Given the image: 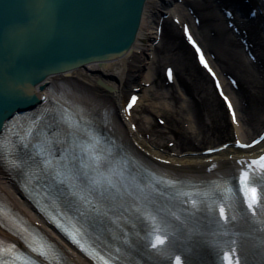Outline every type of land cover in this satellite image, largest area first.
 <instances>
[{
	"label": "bare ground",
	"instance_id": "obj_1",
	"mask_svg": "<svg viewBox=\"0 0 264 264\" xmlns=\"http://www.w3.org/2000/svg\"><path fill=\"white\" fill-rule=\"evenodd\" d=\"M248 1L251 3L252 11H248V6L244 7L240 0H144L138 33L129 51L109 61L84 63L52 73L51 80L43 84V95L44 89L56 86L55 79H62L65 83L74 82L76 101L82 107L93 109L91 110L93 113L96 111L95 106L99 103H102V106L106 105L95 115L96 121L109 122L108 128L111 131L112 128L117 129L126 121L130 130L137 138L139 137L138 139L143 145L149 143L154 146L157 137L154 139L156 133L150 128V120L155 121L156 116L164 120L163 106V109L171 110L172 105L176 104L174 101L176 94L180 93L181 102L184 104L183 110L180 109V112H184L186 117L194 123L195 129L192 132L197 133L199 130L204 133L202 129L204 128L209 139L216 142L227 137L228 132L223 113L215 110L213 99H211V95H216L213 86L206 85V79L210 80V76L213 74L223 78L231 74V76H236L235 79L242 81V88L248 94L251 106L255 107L250 113L245 107H239L243 125L237 130L247 137L248 128L254 130L264 124V82H262V79L264 80V43L259 41V47H256V45L254 46L255 39L248 38L249 43L247 42V44L246 38H244L243 44L239 40L238 33L229 30L225 24L229 23L230 16L235 13L234 10L242 11L247 31L242 32L241 36L246 37V33L248 34L255 28L264 33V16L259 18L258 15L255 17L250 15V12L256 15L258 10L263 12L264 0ZM218 2L221 4L220 7L226 6L223 11L227 12V17L222 11L213 8L215 4L219 6ZM192 38L196 45L200 43L205 46L210 57L214 56V58L211 60L209 58L206 61L207 56H203L206 58L202 57L196 63V57L189 49L191 47L189 41ZM195 49L199 50L200 48ZM249 52L257 53L258 57L262 59L261 65H256L253 61L248 60ZM162 60L165 64L163 73L167 69L166 66L171 69L166 79L169 84L166 83L165 77L162 82L160 80L161 63L159 62ZM173 64L176 66L175 68L171 66ZM229 89L236 102L239 93L232 89V86H229ZM256 90L261 93L256 94ZM132 95L134 105L127 111L125 102L131 100ZM261 96L262 99H260ZM200 98L205 101L207 99L206 102L210 104L206 108V113L202 112L201 115L195 102V99L200 101ZM108 102L115 103L117 107L114 105L107 110ZM121 109H125V115L124 113L122 116L119 115L118 110L120 112ZM4 121L5 119L3 123ZM163 122L166 123L163 125L166 128L165 132H170L168 125L172 121ZM157 127L159 128V126ZM2 130H4V125L0 131ZM147 132L151 136L154 135V138H143L142 135ZM194 139L192 135V140ZM183 140L186 141L185 137ZM175 160L182 161L179 158ZM188 160L185 168L193 167L195 156H190ZM0 195L12 205L14 203L17 206L25 204L21 193L1 164Z\"/></svg>",
	"mask_w": 264,
	"mask_h": 264
},
{
	"label": "water",
	"instance_id": "obj_2",
	"mask_svg": "<svg viewBox=\"0 0 264 264\" xmlns=\"http://www.w3.org/2000/svg\"><path fill=\"white\" fill-rule=\"evenodd\" d=\"M143 3L0 0V130L29 98L42 100L52 73L129 51Z\"/></svg>",
	"mask_w": 264,
	"mask_h": 264
},
{
	"label": "rangeland",
	"instance_id": "obj_3",
	"mask_svg": "<svg viewBox=\"0 0 264 264\" xmlns=\"http://www.w3.org/2000/svg\"><path fill=\"white\" fill-rule=\"evenodd\" d=\"M159 63H161L159 75L161 77L160 80L162 82V79H163V67H164L163 60L160 61ZM205 79H206V77H205ZM192 82H193V80H192ZM206 82H207L206 85H208L210 87V82L207 79H206ZM187 84L190 85V83H187ZM175 88H177V87H175ZM210 95H211V93H210ZM210 95H208V97H210ZM176 97H175V100H174L176 104L172 105V109L171 110H167L166 108L163 109L164 108V106H163V108H162V116L164 118H166V120L168 122L169 121H172V122H169V126L168 127H169L170 130H175L177 132L175 133V135L174 134L172 135L171 132H165L166 131V128L165 127L158 128L156 125H153L154 128H155V130H156L157 142L158 143H162L163 145H165V142L167 140H170V139L172 140L173 138H177V136H179V138L181 139V142H182L183 137L179 134V132H182V131H186L187 130L188 133H187V136H185V137L188 140L185 139L186 140L185 143H188V144L186 145V147L187 146L196 145V144H201V145H204L205 146L210 141L207 138V136H205V134H204V133H207L206 130L204 128H202L201 125L198 124L200 126V128H202L204 130V133L200 132L199 130H197V133L192 132V130L195 129V126H193V122L190 121V120H189V123H190V126L189 127H186V124L184 125V121H185V119L187 117H186V115H185L184 112H180V109H182V107L184 106V104H182V102H181V95H180V93H177L176 94ZM195 102L197 103L196 108L198 109L199 114L202 113V112L203 113H206L207 106L208 107L210 106L209 102L208 103L205 102V99L204 100L202 99L200 102H199V100L196 101V99H195ZM143 103H144V101H143ZM145 103H148V102L145 101ZM213 104H214V107H216L218 109H221L223 111L222 105H220V103H218V101H216L215 99H213ZM143 105L146 106L145 104H143ZM203 107L205 109H202ZM253 107H254V105L252 106V108ZM144 112L146 114V111H144ZM168 119H171V120H168ZM152 121H153V119L150 120V122H152ZM192 135L195 138L194 140H192Z\"/></svg>",
	"mask_w": 264,
	"mask_h": 264
},
{
	"label": "snow or ice",
	"instance_id": "obj_4",
	"mask_svg": "<svg viewBox=\"0 0 264 264\" xmlns=\"http://www.w3.org/2000/svg\"><path fill=\"white\" fill-rule=\"evenodd\" d=\"M229 107H231V105H229ZM262 161H264V157L260 158ZM261 167H264V164L261 165ZM245 179H247V177H245ZM247 191L251 192V202L249 203V208H253V206L255 204H257L258 200H259V196L257 195V189L256 188H249L247 189ZM221 214L223 215V210H221ZM164 243V240L161 239L160 237H156V244H154L153 246L155 247L156 245H162ZM36 249H34L35 251ZM225 259L228 261V264H233L231 258L229 256H225ZM178 264H179V258H178ZM235 264H240L239 260L237 259L235 261Z\"/></svg>",
	"mask_w": 264,
	"mask_h": 264
}]
</instances>
